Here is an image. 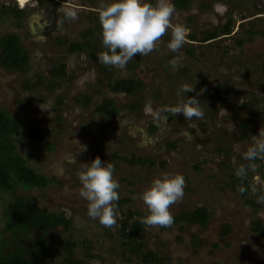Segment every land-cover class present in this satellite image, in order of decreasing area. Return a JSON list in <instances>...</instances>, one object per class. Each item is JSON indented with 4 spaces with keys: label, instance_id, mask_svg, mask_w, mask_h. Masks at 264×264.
I'll return each instance as SVG.
<instances>
[{
    "label": "rangeland",
    "instance_id": "rangeland-1",
    "mask_svg": "<svg viewBox=\"0 0 264 264\" xmlns=\"http://www.w3.org/2000/svg\"><path fill=\"white\" fill-rule=\"evenodd\" d=\"M18 1L0 0L24 13L17 24L11 16L0 17V35L15 33L28 59L22 71L0 66V107L19 125L37 122L40 136L23 135L19 128L10 131L8 140L48 179L43 187H21L26 179L17 178L3 159L0 179L7 190L0 187V244L20 246L30 264H68L60 246L66 239L74 241L73 258L81 264H264V203L259 202L264 160L255 161L258 168L246 179L235 175L248 164L242 153L252 135L264 127V0H190L187 8H174L172 16L174 25L188 30L184 46L171 52L165 35L154 52L137 55L125 69L101 64L97 47L67 51L72 41L94 44L82 36L85 30L101 39L99 0H60L58 26L47 36L32 30L35 1ZM66 11H74L75 19L65 15L62 20ZM213 29L218 35L203 41ZM176 57L180 66L173 69L169 61ZM118 78H136L141 89L134 94L110 91L106 83ZM193 84L201 93L204 118L188 121L167 111L182 96L195 95L181 93L182 86ZM219 86L217 96L211 95ZM103 99L116 107L110 117L95 109ZM130 104L136 106L129 109ZM246 119L254 123L247 134L240 127ZM151 123L154 131H149ZM82 145L86 151H80ZM74 155L76 163H69ZM97 156L115 166L120 184L111 227L90 218L79 195L77 173ZM57 167L63 168L62 175L56 174ZM161 172L185 178L183 198L170 208L173 217L201 208L209 216L204 227L175 218L168 227L141 223L146 209L139 193ZM16 196L60 214L61 222L13 238L5 221ZM223 224L229 231L219 237ZM36 242L43 251L33 249Z\"/></svg>",
    "mask_w": 264,
    "mask_h": 264
},
{
    "label": "clouds",
    "instance_id": "clouds-1",
    "mask_svg": "<svg viewBox=\"0 0 264 264\" xmlns=\"http://www.w3.org/2000/svg\"><path fill=\"white\" fill-rule=\"evenodd\" d=\"M96 11L101 26L102 44L97 60L103 65L125 69L137 55L147 56L154 52L165 35L170 36L167 47L173 53L178 52L186 42V27L172 23V0H155V3L151 0H99ZM65 15L68 19L76 17L74 11H66ZM169 64L177 69L180 58L171 59ZM181 93L195 95H188L186 98L182 96L175 106L166 110L176 116L183 115L188 121L193 118L202 120L205 113L198 98L201 93L196 92L194 84L182 86ZM153 114L159 115L158 112ZM191 126L196 127L195 124ZM82 146L80 151H86V146ZM242 158L248 164L240 165L235 171V175L241 180L246 179L250 171L257 170L256 160H264V127L259 129L258 134L252 135ZM76 161L74 155L68 162L74 164ZM114 168L112 163L103 162L97 156L89 162H83L77 173L79 195L86 201L87 215L106 227L116 223V202L120 198L117 191L120 184L114 178ZM63 171L62 167H57L56 174L62 175ZM184 187L185 178L180 173L161 172L153 178L150 185L139 193V199L146 209L141 223L171 226L174 217L170 208L183 198ZM252 190L256 191L255 188ZM238 191L243 193L246 189L241 185ZM259 202L264 203V196L260 197Z\"/></svg>",
    "mask_w": 264,
    "mask_h": 264
},
{
    "label": "trees",
    "instance_id": "trees-1",
    "mask_svg": "<svg viewBox=\"0 0 264 264\" xmlns=\"http://www.w3.org/2000/svg\"><path fill=\"white\" fill-rule=\"evenodd\" d=\"M38 3H43L48 0H37ZM174 8L176 9H185L190 4V0H172ZM23 8H18L16 4H1L0 5V17H8L11 16L17 21L20 22L23 17ZM62 17V18H61ZM61 19L63 20L65 17V13L61 14ZM227 25H224V28L227 29ZM88 36V38L94 39V44L90 42L89 39H85L80 42H69L67 44L68 52H83L87 49H93L95 47H99L102 49L101 39L94 38L91 30H85L82 33V36ZM217 31L215 29L206 33L203 40H207L210 38L216 37ZM190 40H194V36L189 35ZM98 48V49H99ZM27 52L25 48L21 45V42L18 36L15 33L8 32L0 35V66L7 71H16V70H24L27 63ZM62 69V67H61ZM141 81L136 78H118L113 81H108L106 83V87L113 92H123L125 94H134L137 93L141 89ZM219 88H214L211 95L217 96ZM136 105H128L129 109H133ZM96 111L110 117L115 114L116 107L113 104V101L110 99H103L97 106ZM240 127L242 132L245 134L251 132L254 129V123L250 122L248 119L243 120L240 123ZM23 135L29 137L40 136V129L35 121H28L19 125L16 120L9 115V113L2 107H0V167L3 166V159H6L8 166L14 169V175L17 178L21 177L26 180H22L23 182L19 183L21 187L33 186V187H43L45 182V176L41 175L38 172L33 170L26 159L21 156V154L16 151L13 146L11 140H8V137L12 136L10 133L11 130H19ZM156 126L151 123L149 124V131H154ZM138 161V160H137ZM1 172V170H0ZM48 178H46L47 180ZM0 187L4 188V184L0 179ZM7 190V189H5ZM10 213L7 214V218L5 221V225H7L6 229L11 230L12 237L19 240L18 236H25V231L27 229H35L36 227H46L51 225L52 223L61 222L60 214L51 212L48 213L45 210L39 208L36 204L32 203L30 199L16 196L10 202L9 205ZM132 216V213H128L127 219ZM208 214L201 210V208H195L190 212H180L178 216L174 217L177 220H183L188 224L197 223L201 226L205 225L208 219ZM65 221V220H64ZM255 224V229H259L260 222H253ZM126 224H123L122 228ZM261 227V226H260ZM228 227H223V232L228 231ZM12 238V240H13ZM6 241H3L0 244V264H30L28 256L23 252L20 246L14 247L12 245L5 244ZM61 248L65 252V261L68 264H81L79 261L73 258V248L75 247L74 241L70 239H66L61 242ZM33 249L36 252H41L44 250V245L35 243ZM147 256V255H146ZM150 256V254H148Z\"/></svg>",
    "mask_w": 264,
    "mask_h": 264
},
{
    "label": "flooded vegetation",
    "instance_id": "flooded-vegetation-1",
    "mask_svg": "<svg viewBox=\"0 0 264 264\" xmlns=\"http://www.w3.org/2000/svg\"><path fill=\"white\" fill-rule=\"evenodd\" d=\"M34 1H35L34 2L35 10H34L32 16H33L35 22H34L32 30L34 32L42 35V36H47V35L51 34L53 31H55L56 27L58 26L57 21H59V20H57L58 15H56V14H57L58 6L60 4V0H48V1L43 2V3H38L37 0H34ZM53 4H54V6H53ZM210 39H212V38H210ZM207 40H209V39H207ZM189 41H193V40L189 39ZM203 41H206V40H203ZM97 53H98V51L95 52L96 57H97ZM178 221H180V220H178ZM181 221H183V220H181ZM194 224H197V223H194ZM199 226L204 227L205 225H203V226L199 225ZM221 226L222 227H221V231L219 233L220 234L219 237H224L227 235L229 229L227 232L222 233L223 227L227 226L229 228V225L223 224Z\"/></svg>",
    "mask_w": 264,
    "mask_h": 264
},
{
    "label": "bare ground",
    "instance_id": "bare-ground-1",
    "mask_svg": "<svg viewBox=\"0 0 264 264\" xmlns=\"http://www.w3.org/2000/svg\"><path fill=\"white\" fill-rule=\"evenodd\" d=\"M18 1V0H17ZM19 2V1H18ZM20 3V2H19Z\"/></svg>",
    "mask_w": 264,
    "mask_h": 264
},
{
    "label": "water",
    "instance_id": "water-1",
    "mask_svg": "<svg viewBox=\"0 0 264 264\" xmlns=\"http://www.w3.org/2000/svg\"><path fill=\"white\" fill-rule=\"evenodd\" d=\"M55 4V3H54ZM54 4H53V6H54Z\"/></svg>",
    "mask_w": 264,
    "mask_h": 264
}]
</instances>
